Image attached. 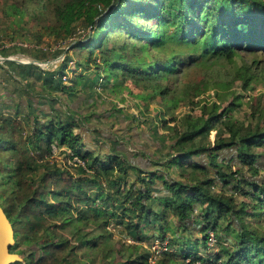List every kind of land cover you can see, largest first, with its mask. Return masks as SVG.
Returning <instances> with one entry per match:
<instances>
[{
    "label": "trees",
    "instance_id": "1",
    "mask_svg": "<svg viewBox=\"0 0 264 264\" xmlns=\"http://www.w3.org/2000/svg\"><path fill=\"white\" fill-rule=\"evenodd\" d=\"M21 1L8 6L19 20L26 12ZM50 2L57 24L49 26L51 33L64 38L76 21L88 31L66 41L55 68L11 59L0 63V91L6 96L0 98V208L13 231L9 251L20 257L10 264H264V229L249 219L264 214L263 97L250 103L255 119L249 122H233L227 108L218 113L207 106L200 130L160 118L167 139L156 141L158 128L149 127L144 137L152 134L157 148L150 149L145 138L140 147L146 154L139 157L126 148L137 133L122 137L117 130L91 127L95 111L85 114L75 104H92L90 88L100 74L106 80L114 74L120 90L129 79L151 82L163 99L170 89L155 80L167 79L185 63L215 57L232 62L243 51H264V0ZM170 43L186 49L157 50ZM9 46L33 51L29 55L37 61L49 49L12 40ZM74 57L77 67L93 66L98 74L65 83ZM238 76L245 88L255 72L243 64ZM183 92L199 93L195 85ZM217 122L221 128L210 145ZM198 136L204 141L197 143ZM90 143L98 152L84 149ZM53 145L79 162L50 163ZM224 152L233 155L226 160ZM239 192L244 200L237 201ZM211 234L216 251L208 245ZM165 240L168 250L150 263L152 245Z\"/></svg>",
    "mask_w": 264,
    "mask_h": 264
},
{
    "label": "rangeland",
    "instance_id": "2",
    "mask_svg": "<svg viewBox=\"0 0 264 264\" xmlns=\"http://www.w3.org/2000/svg\"><path fill=\"white\" fill-rule=\"evenodd\" d=\"M25 1L26 12L23 19L19 20L18 17L16 18L12 14H9L8 6L10 4L20 5L22 1L0 0V63L5 64L6 60L14 59L21 61V63L36 62L44 69L55 68L63 60L66 51L63 49L67 48L66 41L73 37L77 39L85 37L88 27H84V24L76 21L73 23L75 28L71 34L63 36L64 38L58 37L55 33H51L49 28V26L52 25L57 26L50 12V0H40L41 2L39 0ZM151 23H153L152 20L145 22L148 26L151 25ZM123 36L124 35L119 38V42ZM11 40L17 41L22 45L28 44L30 47L34 44L43 48L49 47L46 53L47 58L37 61L34 57L29 55L32 54L33 51L11 48L9 46ZM73 43L74 42H72V44ZM185 49L186 48L179 46L177 43H170L166 45L164 49H161V47L157 48L158 51L164 50L165 53H181L185 51ZM26 52H28V54ZM160 53L162 54L163 52L160 51ZM75 59L74 57L73 60L67 63L66 70L69 76L63 78L65 83H70L71 77L80 74L89 78H93L98 74V72H95L93 66L89 67L86 71H84L81 66L77 67L74 64ZM243 64L250 65L255 72L252 81L245 88L243 87L241 78L238 76ZM101 72L103 73L102 70L99 71V73ZM103 76V74H100L99 80L90 88V91L93 92L91 93L93 98H91V100L89 99L88 102L92 104L90 106L82 103L79 105L78 103L75 104H77L78 109L81 108V111L85 114H89L91 110L95 111L96 114H94V116H89V126L91 127L101 130L107 128V130H109L107 133L117 130L118 134L122 137L137 133L136 137L133 139L131 138V141L129 139L127 140L128 146L126 147L134 157L146 154L140 147V144L145 138L147 141L152 142L150 143V149L153 148V150H156L157 144L154 142L155 138H153V135H146V137H144V133H147L150 129L149 127L158 128V137L156 141L162 140L163 138L161 137H165V140L167 139L166 131H163L161 128V119L169 121L178 119L182 125L200 130L205 124L207 113H205L204 107L207 106L214 108L218 113L227 108L226 115H228L229 119L233 122H249L255 119L253 118V113L249 105L250 103L254 104L255 99L260 96L263 97L261 107L264 111V51L260 50L252 53L243 51L239 53L232 62L215 57L203 58L201 61H197V63H185L179 71L168 76L167 79L161 77L155 80L161 83V85H167L170 89V93L163 99L157 93L158 90L156 86L154 87L151 82L141 81L137 84L131 82V79H129L126 81L127 88L120 90L113 82L114 74L107 80L105 77L103 78ZM201 80L203 83H201ZM190 85L198 87L199 93L193 96L191 93L188 95L185 94L183 91L188 89ZM88 92H86V94ZM170 97L175 99L174 103L169 100L171 99ZM0 98H2V100L6 98L3 90L0 91ZM36 98L40 101H44L42 97ZM231 103L236 104L231 107ZM57 107L64 110L61 103H58ZM45 108L48 107L46 106ZM54 112L55 111H53V114ZM61 114L65 116L64 112ZM131 116L135 117L134 122H131ZM41 117V120H43L44 117ZM96 119H98V121ZM218 127L221 128V122H217L216 126L209 133L208 141L210 145L214 142ZM86 136L88 139L92 137L91 133H86ZM140 136V142L135 140V138L138 139ZM201 138L200 136L196 138L197 143L204 141V139L202 140ZM105 140L106 138H103V141ZM94 143H90L83 148H90L96 153L98 152V148L95 145L96 143ZM262 150L264 151V146H262ZM259 151H261V149ZM232 153L233 152H224L221 154L224 155L227 160L231 158L233 155ZM70 157L74 156H72V153L65 147L53 145L52 156L46 159L50 163L55 162L58 165H63L66 161L68 164L73 161L79 162L76 157H74L75 160ZM235 197L237 201L244 200L240 192L235 194ZM247 213H251L250 209H247ZM249 219L253 225L260 227L261 230L264 229V214L260 217H249ZM168 233L169 235H173L170 231H168ZM219 234L224 235L225 233L220 232ZM194 235L198 238L201 237L199 232L194 233ZM124 241L126 243L137 244L136 241L131 239H125ZM165 242H167V240H165L164 243ZM141 245L142 248H149V245L146 243H141ZM208 245L213 248V251H216L218 248L212 234L208 241ZM197 247L200 246L198 245ZM151 248L153 254L149 257L150 263L157 260L159 251L168 250L166 245L158 241H155ZM9 256L13 257L14 255L9 251ZM16 256L19 257L18 255ZM160 261L161 260H159V262Z\"/></svg>",
    "mask_w": 264,
    "mask_h": 264
},
{
    "label": "water",
    "instance_id": "3",
    "mask_svg": "<svg viewBox=\"0 0 264 264\" xmlns=\"http://www.w3.org/2000/svg\"><path fill=\"white\" fill-rule=\"evenodd\" d=\"M15 61L21 62L19 60H15ZM12 243H13L12 227L0 208V264H10L14 259L19 258L14 254L13 257L9 256V249Z\"/></svg>",
    "mask_w": 264,
    "mask_h": 264
},
{
    "label": "built area",
    "instance_id": "4",
    "mask_svg": "<svg viewBox=\"0 0 264 264\" xmlns=\"http://www.w3.org/2000/svg\"><path fill=\"white\" fill-rule=\"evenodd\" d=\"M162 244H164V245H165V243H162Z\"/></svg>",
    "mask_w": 264,
    "mask_h": 264
}]
</instances>
